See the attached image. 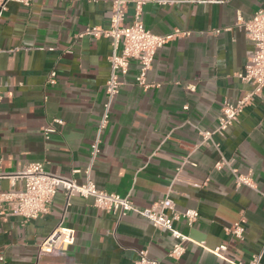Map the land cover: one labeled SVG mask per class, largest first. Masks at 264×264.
Wrapping results in <instances>:
<instances>
[{
    "label": "crops",
    "instance_id": "crops-1",
    "mask_svg": "<svg viewBox=\"0 0 264 264\" xmlns=\"http://www.w3.org/2000/svg\"><path fill=\"white\" fill-rule=\"evenodd\" d=\"M160 1L142 7L144 28L160 36L175 30L189 36L174 37L156 52L146 90L134 84L131 63L89 176L98 189L129 196L139 208L168 196L176 211L196 210L193 224H173L188 238L184 254L170 259L174 239L146 218L129 213L117 219L94 207L92 199H67L59 189L43 216L25 221L0 215V264H133L140 249L160 264H237L254 256L264 264V89L236 124L202 143V133L217 126L222 102L235 103L252 90L238 77L253 45L237 16L250 19L264 0ZM133 15L127 4L120 25H131ZM110 18V0L5 3L0 11L4 172L41 163L48 172L85 181L105 101L111 42L82 34L91 27L108 29ZM55 119L63 124H52ZM50 125L55 131L45 140L42 130ZM220 160L249 175L255 189L236 187L228 167H214ZM9 189V180H0V192ZM238 222L245 228L242 239L229 233ZM58 225L73 230V244L60 256L38 257L39 244ZM222 245L221 258L212 250Z\"/></svg>",
    "mask_w": 264,
    "mask_h": 264
},
{
    "label": "built area",
    "instance_id": "built-area-1",
    "mask_svg": "<svg viewBox=\"0 0 264 264\" xmlns=\"http://www.w3.org/2000/svg\"><path fill=\"white\" fill-rule=\"evenodd\" d=\"M11 1L22 6H29L32 0H3L0 2V11L4 9L5 3ZM161 2L160 0H110L111 18L109 27L106 30L98 28H86L82 35L93 37L109 38L111 42V54L108 58L109 75L105 83V101L102 106V113L96 128V137L90 146V163L84 170L85 181L78 183L71 177H64L59 174L48 172L41 163L27 164L22 170L14 174H8L1 169L0 180L8 179L10 189L0 192V215L17 216L23 220L36 219L48 213L53 197L59 189H62L67 197L78 195L82 198H90L94 207L113 214L117 219L135 213L146 218L155 228H161L170 233L174 243L167 256L178 261L185 252V243L188 238L183 236L173 227L174 222L184 221L187 225L193 224L197 218L196 210L176 211L172 200L166 196L163 200L154 202L148 208H139L133 204L129 196L121 197L97 188L90 180V170L96 157L100 153V140L105 130L112 102L119 92L123 78L127 75L131 63L136 64L134 84L148 89L151 87L146 80L151 70L156 52L162 46L177 36H189V32L175 30L166 36L155 35L144 28L140 15L142 7L147 3ZM163 3V2H161ZM127 4L134 7L133 22L129 26H121L124 20V9ZM237 24L244 30L247 40L253 45V52L244 67L243 73L239 74L242 83L248 84L252 90L241 99L232 103L224 100L221 104L220 114L217 119V126L211 132H203L202 143L211 140L214 134L222 135L228 128L236 124L245 106L264 89V7L257 10L254 15L244 21L240 15L237 16ZM55 74H50V83H53ZM191 90V88H190ZM1 98V94H0ZM186 109V108H185ZM52 124L62 125L59 119L53 120ZM52 125L43 128L44 139L54 132ZM223 166L229 168L235 178L236 187L245 186L255 189V184L249 175L239 174L232 167L231 161L220 160L214 164L216 169ZM79 170H74L77 173ZM18 188L15 189V184ZM245 228L243 223L233 225L230 235L236 239H242ZM74 242V232L70 228L58 225L39 244L38 257H56L67 252ZM203 246V244H200ZM225 246H219L212 250L218 257H223ZM2 260V257H0ZM133 264H160L158 260L148 255L147 249L137 251V258ZM237 264H262L260 256L252 257L247 263Z\"/></svg>",
    "mask_w": 264,
    "mask_h": 264
}]
</instances>
